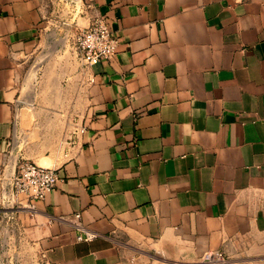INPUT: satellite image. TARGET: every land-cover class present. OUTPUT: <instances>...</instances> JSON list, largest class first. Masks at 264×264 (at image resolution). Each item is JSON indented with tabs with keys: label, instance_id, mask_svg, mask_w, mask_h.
<instances>
[{
	"label": "crops",
	"instance_id": "obj_1",
	"mask_svg": "<svg viewBox=\"0 0 264 264\" xmlns=\"http://www.w3.org/2000/svg\"><path fill=\"white\" fill-rule=\"evenodd\" d=\"M97 17L120 43L84 69ZM23 160L59 180L0 192V264H264V0H0V176Z\"/></svg>",
	"mask_w": 264,
	"mask_h": 264
},
{
	"label": "built area",
	"instance_id": "obj_2",
	"mask_svg": "<svg viewBox=\"0 0 264 264\" xmlns=\"http://www.w3.org/2000/svg\"><path fill=\"white\" fill-rule=\"evenodd\" d=\"M74 47L84 67L89 69L109 61L118 51L120 39L103 17L95 18L90 25L77 30L73 37ZM94 82V79H90ZM81 132H84L81 129ZM59 174L56 169L45 168L30 161H21L12 175L0 176L1 197L6 202L22 205L19 199L24 196L30 202L45 199L56 187ZM79 218V215L76 216ZM92 239V237L87 238ZM205 264H227V258L220 251L207 252ZM39 264H54L43 259Z\"/></svg>",
	"mask_w": 264,
	"mask_h": 264
}]
</instances>
